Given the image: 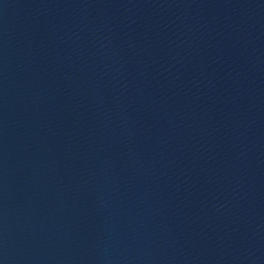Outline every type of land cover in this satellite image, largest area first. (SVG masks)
<instances>
[{
  "label": "water",
  "instance_id": "1",
  "mask_svg": "<svg viewBox=\"0 0 264 264\" xmlns=\"http://www.w3.org/2000/svg\"><path fill=\"white\" fill-rule=\"evenodd\" d=\"M0 264H264V0H0Z\"/></svg>",
  "mask_w": 264,
  "mask_h": 264
}]
</instances>
